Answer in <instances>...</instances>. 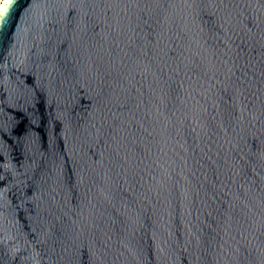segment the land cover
<instances>
[{
  "label": "water",
  "instance_id": "water-1",
  "mask_svg": "<svg viewBox=\"0 0 264 264\" xmlns=\"http://www.w3.org/2000/svg\"><path fill=\"white\" fill-rule=\"evenodd\" d=\"M0 264H264V0H5Z\"/></svg>",
  "mask_w": 264,
  "mask_h": 264
},
{
  "label": "rangeland",
  "instance_id": "rangeland-1",
  "mask_svg": "<svg viewBox=\"0 0 264 264\" xmlns=\"http://www.w3.org/2000/svg\"><path fill=\"white\" fill-rule=\"evenodd\" d=\"M5 0H0V8L2 6V4L4 3Z\"/></svg>",
  "mask_w": 264,
  "mask_h": 264
}]
</instances>
